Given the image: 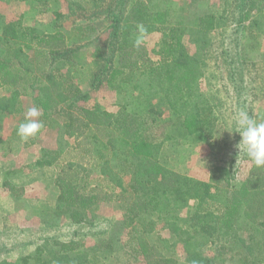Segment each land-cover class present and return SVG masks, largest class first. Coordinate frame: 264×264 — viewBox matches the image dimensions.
I'll return each instance as SVG.
<instances>
[{
	"label": "trees",
	"instance_id": "trees-1",
	"mask_svg": "<svg viewBox=\"0 0 264 264\" xmlns=\"http://www.w3.org/2000/svg\"><path fill=\"white\" fill-rule=\"evenodd\" d=\"M15 1L47 6L51 0ZM125 1L112 14L117 29L112 76L143 77L168 106L182 135L206 137L215 116L199 87L201 55H189L178 33L182 21L172 20L166 7L152 9L154 0ZM253 2L239 0L234 29L250 17ZM223 14L221 10L197 17L191 29L199 35L190 40L198 51L207 46L208 34L223 31ZM60 16L54 13L51 23H57ZM138 25H143V34H161L159 61L149 57L142 43L134 46L140 34ZM228 35L225 55L233 45L240 58L239 35ZM67 41L58 27L44 31L23 26L20 20L0 25V88L8 92L0 97V119L1 113L20 111L21 99L30 97L41 111L44 127L58 123L63 135L73 139L64 149L42 151L35 163L56 167L58 207L70 212L71 222L81 225L86 222L81 211L117 199L125 204V227L145 264H177L149 242L159 224L180 244L188 264H221L219 257H210L207 251L231 245L236 255L242 254L241 264H264V167L253 163L247 178L230 188L221 185L214 174L203 181L167 168L159 161L161 145L168 139L166 125L158 126L124 106L111 113L78 103L81 92L69 74L73 65L67 56ZM61 156L63 161L58 163ZM64 249L71 251L67 245ZM80 256L81 252L74 255L75 264Z\"/></svg>",
	"mask_w": 264,
	"mask_h": 264
},
{
	"label": "rangeland",
	"instance_id": "rangeland-1",
	"mask_svg": "<svg viewBox=\"0 0 264 264\" xmlns=\"http://www.w3.org/2000/svg\"><path fill=\"white\" fill-rule=\"evenodd\" d=\"M238 2H151L152 9L166 7L172 20L183 22L177 28L185 51L189 55L195 52L201 55L198 56L202 70L199 87L215 116L214 127L207 130L206 137L182 135L168 106L159 94L148 88L143 77L138 74L112 76L117 40L112 14L119 3L126 4L125 0H51L47 6L34 1L0 0V25L20 20L23 26L44 31L58 27L68 39L67 56L73 65L69 74L81 92L79 104L111 113L124 106L128 112L147 116L148 121L158 126L166 125L163 128L168 139L163 141L159 153L163 165L203 181H209L214 174L221 185L230 188L243 182L253 165L246 156L239 155L235 147L240 139L234 132L237 113L244 110L256 120H264V0H254L250 17L234 29L232 22ZM221 10L226 16L221 24L227 31L208 34L207 46L204 44L198 51L190 40L199 35L191 29L194 22L199 15ZM56 12L61 16L53 24ZM230 33L239 35L240 58H236L233 45L226 55L224 53V42H228ZM141 35L149 57L159 61L161 34L140 33L138 36ZM232 59L238 63H230ZM232 72L236 74L234 87ZM7 95L8 92L0 88V97ZM32 106L31 98L24 97L20 111L1 113L0 264H75L72 259L78 252H81L80 259L77 258L79 264H145L135 251L129 228L125 227V204L120 200L100 202L81 211L86 219L81 225H74L70 212L58 207V189L54 184L56 167H37L35 163L42 151L64 149L74 141L66 138L60 125L53 122L35 137L22 141L17 127ZM62 161L61 156L58 163ZM158 237L169 242L164 243ZM149 242L177 264H188L180 244L163 225L156 227ZM65 245L71 251L64 249ZM231 247L210 248L207 254L219 257L221 264H241L242 254L236 255Z\"/></svg>",
	"mask_w": 264,
	"mask_h": 264
},
{
	"label": "clouds",
	"instance_id": "clouds-1",
	"mask_svg": "<svg viewBox=\"0 0 264 264\" xmlns=\"http://www.w3.org/2000/svg\"><path fill=\"white\" fill-rule=\"evenodd\" d=\"M141 34L145 32L143 25H138ZM143 42V37L138 36L134 41V46L139 47ZM41 111L37 106L27 109L24 121L17 127V135L22 141L35 137L44 127L40 120ZM239 134V142L235 145L238 154L246 156L257 167H264V120L258 121L249 114L240 110L237 113L236 131Z\"/></svg>",
	"mask_w": 264,
	"mask_h": 264
},
{
	"label": "crops",
	"instance_id": "crops-1",
	"mask_svg": "<svg viewBox=\"0 0 264 264\" xmlns=\"http://www.w3.org/2000/svg\"><path fill=\"white\" fill-rule=\"evenodd\" d=\"M215 32H217V31H213L212 34L214 35Z\"/></svg>",
	"mask_w": 264,
	"mask_h": 264
}]
</instances>
